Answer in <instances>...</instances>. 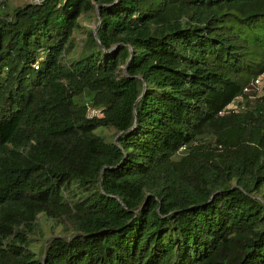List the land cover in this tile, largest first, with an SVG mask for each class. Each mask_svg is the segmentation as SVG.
<instances>
[{
	"label": "trees",
	"instance_id": "trees-1",
	"mask_svg": "<svg viewBox=\"0 0 264 264\" xmlns=\"http://www.w3.org/2000/svg\"><path fill=\"white\" fill-rule=\"evenodd\" d=\"M15 1L0 264H264V0Z\"/></svg>",
	"mask_w": 264,
	"mask_h": 264
},
{
	"label": "built area",
	"instance_id": "built-area-1",
	"mask_svg": "<svg viewBox=\"0 0 264 264\" xmlns=\"http://www.w3.org/2000/svg\"><path fill=\"white\" fill-rule=\"evenodd\" d=\"M264 88V79L263 78H258L254 80L251 85L246 87L244 89V93L249 95L250 98H255L256 96H260L263 92ZM239 107H238V101L235 100L232 102L224 111H222L220 114H228L229 112H238ZM88 116L89 117H100L101 116V111L100 110H95L92 109L90 106H88ZM185 148L181 149V152H183Z\"/></svg>",
	"mask_w": 264,
	"mask_h": 264
},
{
	"label": "rangeland",
	"instance_id": "rangeland-1",
	"mask_svg": "<svg viewBox=\"0 0 264 264\" xmlns=\"http://www.w3.org/2000/svg\"><path fill=\"white\" fill-rule=\"evenodd\" d=\"M15 1V0H14ZM16 5H21L22 4V2L21 1H15L14 2ZM87 26H89V27H91V28H95L97 25H96V23H95V20H93V22L92 23H85ZM78 39L80 40L81 39V37L78 35ZM108 136H110V135H108ZM38 248H40V246H37Z\"/></svg>",
	"mask_w": 264,
	"mask_h": 264
},
{
	"label": "water",
	"instance_id": "water-1",
	"mask_svg": "<svg viewBox=\"0 0 264 264\" xmlns=\"http://www.w3.org/2000/svg\"><path fill=\"white\" fill-rule=\"evenodd\" d=\"M98 15V19L100 20V15L99 14H97ZM100 25V21H99V23L97 24V26L94 28V30L98 27Z\"/></svg>",
	"mask_w": 264,
	"mask_h": 264
}]
</instances>
